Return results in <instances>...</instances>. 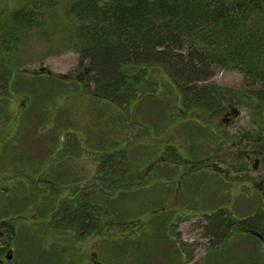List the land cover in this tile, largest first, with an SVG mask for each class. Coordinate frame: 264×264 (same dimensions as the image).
<instances>
[{
	"label": "rangeland",
	"instance_id": "rangeland-1",
	"mask_svg": "<svg viewBox=\"0 0 264 264\" xmlns=\"http://www.w3.org/2000/svg\"><path fill=\"white\" fill-rule=\"evenodd\" d=\"M71 1L0 0V39L18 30L8 20L21 7L36 2L49 18L0 53L16 82L0 93L8 264H264L259 241L256 251L245 236L214 246L203 229L216 209L238 219L264 210V155L256 149L264 146L263 112H182L180 85L167 74L155 97L136 95L125 111L89 95L86 72H75ZM241 83V74L222 69L205 82ZM82 199L88 227L75 234L66 223L79 212L61 209Z\"/></svg>",
	"mask_w": 264,
	"mask_h": 264
},
{
	"label": "trees",
	"instance_id": "trees-1",
	"mask_svg": "<svg viewBox=\"0 0 264 264\" xmlns=\"http://www.w3.org/2000/svg\"><path fill=\"white\" fill-rule=\"evenodd\" d=\"M35 4L10 15L8 22L18 30L3 35L0 53L15 46L18 32L49 19L41 5ZM67 13L73 18L75 72H86L84 86L89 95L125 111L135 104L136 95L155 97L162 74H167L180 85L176 108L182 112L195 108L210 116H223L235 106L244 105L256 117L264 114V0H72ZM5 65L0 60L2 95H7L11 83L16 84L10 80ZM216 69L241 74V86L205 84ZM56 81L58 86L64 84ZM25 102L27 96L22 98V107ZM112 122L115 120L110 123L113 125ZM262 132L264 135V131L259 135ZM258 138L255 135L249 139L256 144ZM257 145L264 155V146ZM103 173L107 174L105 170ZM83 205V199L71 200L61 209L69 216L79 212L70 216L66 227L77 225L81 230ZM205 220V236L214 246L245 236L251 250H259L261 244L264 247L262 209L242 219L216 209L206 214Z\"/></svg>",
	"mask_w": 264,
	"mask_h": 264
},
{
	"label": "flooded vegetation",
	"instance_id": "flooded-vegetation-1",
	"mask_svg": "<svg viewBox=\"0 0 264 264\" xmlns=\"http://www.w3.org/2000/svg\"><path fill=\"white\" fill-rule=\"evenodd\" d=\"M0 163L3 165L2 161H0ZM2 169L3 168H1V170ZM0 172H2V171H0ZM263 193H264V191H263ZM3 205L4 204L0 205L1 211L3 210ZM82 211H84V209H82ZM82 217L83 218H82V224H81V230L80 231H79V228L77 225L75 227H71V229H73V232L76 231L75 234H77V233L86 234L84 232H85V228L87 226L86 222H87L88 215L86 214L85 211H84V214L82 215ZM11 230L12 229L9 225V222L7 220L2 219L0 221V264H8L9 261L11 260V256H12V252H13V248L9 249V246H10L9 238L11 236V232H13Z\"/></svg>",
	"mask_w": 264,
	"mask_h": 264
}]
</instances>
